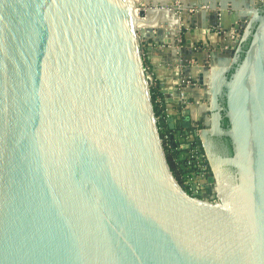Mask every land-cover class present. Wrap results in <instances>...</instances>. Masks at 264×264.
I'll return each instance as SVG.
<instances>
[{
    "label": "water",
    "instance_id": "1",
    "mask_svg": "<svg viewBox=\"0 0 264 264\" xmlns=\"http://www.w3.org/2000/svg\"><path fill=\"white\" fill-rule=\"evenodd\" d=\"M167 1L0 0V264H264V0L210 112L192 121L184 97L164 118L212 160L206 134L224 113L232 174L214 171L206 200L174 178L144 70L152 45L176 47L179 25L131 17L186 11ZM183 66L178 85L205 86V68Z\"/></svg>",
    "mask_w": 264,
    "mask_h": 264
},
{
    "label": "crops",
    "instance_id": "2",
    "mask_svg": "<svg viewBox=\"0 0 264 264\" xmlns=\"http://www.w3.org/2000/svg\"><path fill=\"white\" fill-rule=\"evenodd\" d=\"M144 1L137 0L138 3L145 4ZM260 1L262 0H179L186 12L180 14L181 17H177L176 20L173 16L165 18V12L151 13L154 16L148 17L151 21L150 27L157 28L160 23H168L176 27L177 23L179 37H183V42L181 41L176 47L168 45L167 48H158L152 45L151 53L143 56L146 68L153 78V84L158 86L160 93L166 91L165 95L161 93V101L170 116L177 113V101L184 102L182 100L184 97H186L184 104L197 105L198 112L190 116L192 121H196L205 111L210 112L211 86L219 81L223 71L232 61L231 55H228L229 51L238 49L240 43L237 39L241 40L254 16L252 11ZM163 4L168 5V1ZM198 4L202 6L198 7ZM152 21H154L153 25H151ZM172 25L171 32L174 29ZM233 25H237L239 30H235ZM161 36L163 39H168L171 35L162 33ZM186 41H190V47L186 46ZM183 63H188L192 67L190 76L197 75L202 68L206 69L204 87L194 83V88L191 89V83L185 84V88L177 84L179 81L182 82V78L176 76L179 74L182 77ZM182 89L187 92L183 94ZM210 120L209 114L205 121L210 122ZM177 130L181 129L177 128ZM182 137L186 143L194 142L191 135L179 138Z\"/></svg>",
    "mask_w": 264,
    "mask_h": 264
},
{
    "label": "flooded vegetation",
    "instance_id": "3",
    "mask_svg": "<svg viewBox=\"0 0 264 264\" xmlns=\"http://www.w3.org/2000/svg\"><path fill=\"white\" fill-rule=\"evenodd\" d=\"M218 105L221 108H224V103L219 97H218ZM214 113L219 114L221 119L219 120V126L217 127L214 126V124H210L209 132H207L206 134L207 135L206 140L209 142L208 146L210 147V151L213 154L212 160L209 159L206 148L202 147L201 143H198L196 138L194 139V142H192V144L195 145V149L197 150V152L204 153V156L206 158L207 169L205 171L204 177L207 179L210 176H212L216 180V175H214V171H217L219 172L217 173L218 179L221 180V179L231 178L232 171L224 164L225 159L231 156V145L229 139L222 133L228 130L227 122L223 118L224 113L218 110L215 111ZM164 123L166 124L165 121ZM171 131H174L177 137L184 136L183 130L172 129ZM178 131H181V134H178ZM190 135L191 134H189V136ZM189 136H184V137H189ZM216 162L218 163V165L216 164ZM207 187L208 184L206 185V187L199 190V192H202L205 196H210L211 191L209 190V187L208 188Z\"/></svg>",
    "mask_w": 264,
    "mask_h": 264
},
{
    "label": "rangeland",
    "instance_id": "4",
    "mask_svg": "<svg viewBox=\"0 0 264 264\" xmlns=\"http://www.w3.org/2000/svg\"><path fill=\"white\" fill-rule=\"evenodd\" d=\"M165 1H167V0H147L146 3L154 4L153 6H151V8L155 9L157 4L165 3ZM179 3L180 2H178V6L181 5ZM147 8L145 10H147ZM182 14H184V12ZM176 39H177V45H180L181 41L183 42V37L182 36H180V37L178 36ZM169 47H172V45H169ZM160 129H159V133H160L161 141L163 142L164 150H168V149H170L169 147L171 145L170 140H169V136L166 135L167 134L166 132H164V131H162ZM175 139H177L176 140L177 144L181 143V145H182V143H184V138L183 137L182 138H175ZM184 147H186V145L183 146V150H180L179 154L177 155V158H179V162H178L177 158L176 159L173 158L174 159L173 160V164L176 167V173L175 172H173V173H174L176 179L182 185V188L185 189L186 193L190 194L192 191H194L196 198L205 199L206 196L202 192H199V190H201V189L200 188L198 189V185L197 184L203 183L205 185V183H207V182L205 181V179L198 178V177H201L202 174L198 175V174H196L195 171H193V166L194 165H190L192 163L189 160V158H187L188 155H189L188 154V150H185ZM194 147L195 146L192 145V150L195 149ZM165 154H166V151H165ZM202 154H204V153H202ZM177 166H179L180 169L182 168L184 171H186V173L185 174L180 173L179 168ZM195 178H198V179H195ZM192 184H195V186H196L194 190H192L190 188L191 186H189V185H192ZM211 189H213V187H209V190H211ZM214 189H213V191H214Z\"/></svg>",
    "mask_w": 264,
    "mask_h": 264
},
{
    "label": "built area",
    "instance_id": "5",
    "mask_svg": "<svg viewBox=\"0 0 264 264\" xmlns=\"http://www.w3.org/2000/svg\"><path fill=\"white\" fill-rule=\"evenodd\" d=\"M144 70L145 71H148L147 70V68H146V66L144 65ZM184 82H185V84L186 85H190V81H185V80H183ZM191 85H192V83H191ZM150 99H151V95H150ZM151 102H152V100H151ZM155 102L156 103H158L161 107H162V105H163V103H162V101H161V98L160 97H157L156 99H155ZM153 105V104H152ZM163 107L164 108H162V111H161V115H162V117L164 116V118H166V117H169L170 115L168 114V112H167V108L163 105ZM155 120L157 121V123L159 122V119L157 118V117H155ZM158 130H159V128H158ZM160 134V133H159ZM176 138H179V137H176ZM162 142V141H161ZM162 145H163V142H162ZM184 145H186V147H184L185 148V150H188V157L187 158H189V160L191 161V163L192 164H190V165H194L193 166V171H195L196 172V174H198V175H200V174H202V176L201 177H198V178H201V179H205V181H206V178L204 177V175H205V171H206V169H207V161H206V158H205V156H204V154H202L200 151V153H198L197 152V150L196 149H194V150H192V143H186V142H184V143H182V145H181V143H178L177 144V146H176V150L178 151V152H180V150H183V146ZM195 146V145H194ZM169 148H171V145H170V147ZM195 148V147H194ZM163 149H164V146H163ZM165 151V150H164ZM186 158V159H187ZM177 160H178V162H179V158H177ZM173 173V172H172ZM174 175V174H173ZM174 178L176 179V177H175V175H174ZM198 178H195V179H198ZM179 182V181H178ZM180 183V182H179ZM181 185V184H180ZM198 185V189L200 188V189H203L204 187H206V185H207V183H205V185L203 184V183H200V184H197ZM182 186V185H181ZM189 186H191L190 188H192V187H196L195 186V184H192V185H189ZM203 200H206V199H203ZM213 203H217L218 202V200L217 199H215V200H213L212 201Z\"/></svg>",
    "mask_w": 264,
    "mask_h": 264
},
{
    "label": "trees",
    "instance_id": "6",
    "mask_svg": "<svg viewBox=\"0 0 264 264\" xmlns=\"http://www.w3.org/2000/svg\"><path fill=\"white\" fill-rule=\"evenodd\" d=\"M143 60H144V57H143ZM144 65H145V63H144ZM148 87H149V91H150V95H151V100H152L155 116L158 119H160V118L162 119V125L159 126V129L161 128L160 130H162V131L167 133L166 135L169 136V140H170V143H171V148L168 149V150H165L166 151V154H165L166 155V159H167V162H168V164L170 166L171 171L176 173V167L173 164V160H174L173 158L176 159L177 155L179 154V152L176 150V146H177L176 140L177 139H175V138L177 136H176V134H174L173 131L168 129L167 125L163 121L164 120V116L162 117V115H161L162 114L161 113L162 108H164L163 105L161 107L158 103L155 102V99L157 97L161 98V93H160V91L158 89V86L157 85L155 86V83L153 84V82H150V83H148ZM177 167L179 168L180 173H182V174L186 173V171H184L182 168L180 169L179 166H177Z\"/></svg>",
    "mask_w": 264,
    "mask_h": 264
},
{
    "label": "bare ground",
    "instance_id": "7",
    "mask_svg": "<svg viewBox=\"0 0 264 264\" xmlns=\"http://www.w3.org/2000/svg\"><path fill=\"white\" fill-rule=\"evenodd\" d=\"M133 2H135V3H138L137 2V0H132ZM146 1L147 0H145L144 2H145V4L144 3H142L143 5H147L146 4ZM162 5V4H161ZM164 5V4H163ZM164 7V6H163ZM168 8V7H167ZM167 8H165V9H167ZM138 10H133L131 13V17H132V20H133V24H134V26H135V28H152V27H150V19H148V17L151 15V13L153 12V13H157V10L156 11H149V13L147 14V20H143V19H140V18H138V12H137ZM164 13L165 12V10L164 11H161V12H159L158 11V13ZM152 16H154V15H151V17ZM155 19V18H154ZM153 23H154V21H152V23H151V25H153ZM147 85H148V83H147ZM149 88V87H148Z\"/></svg>",
    "mask_w": 264,
    "mask_h": 264
}]
</instances>
